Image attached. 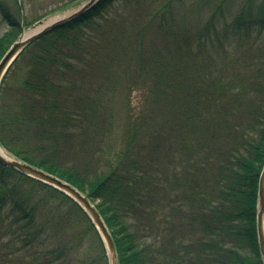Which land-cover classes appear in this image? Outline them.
Masks as SVG:
<instances>
[{
    "label": "trees",
    "instance_id": "1",
    "mask_svg": "<svg viewBox=\"0 0 264 264\" xmlns=\"http://www.w3.org/2000/svg\"><path fill=\"white\" fill-rule=\"evenodd\" d=\"M114 1L99 0L14 61L10 70L20 63L26 72L16 87H3L8 74L0 84V146L96 202L118 264H173L172 257L161 258L165 249H156L162 233L165 243L185 249L189 264H262L255 217L264 165V0H243L236 14L206 2L207 16L195 1L135 0L118 19L84 38L73 36ZM16 11L0 0L8 26L0 59L21 33L18 5ZM121 90L128 108L134 93L140 106L131 109L117 147L105 135ZM95 139L94 170L85 176L68 167L66 155ZM54 194L75 212L50 211ZM137 211H145L146 223L162 212L164 228L129 225V213ZM71 220L94 230L107 264L98 234L70 199L0 164L7 264L16 260L17 242L39 256L46 224L67 229ZM24 258L17 261L37 264Z\"/></svg>",
    "mask_w": 264,
    "mask_h": 264
},
{
    "label": "rangeland",
    "instance_id": "2",
    "mask_svg": "<svg viewBox=\"0 0 264 264\" xmlns=\"http://www.w3.org/2000/svg\"><path fill=\"white\" fill-rule=\"evenodd\" d=\"M3 1L8 6L9 10L13 13V15L16 16L17 15L16 8L18 5V0L16 1V4L14 0H3ZM19 1L22 4L21 14L24 21L26 23L35 24L37 21L42 20L44 18L54 20L62 16L69 15L75 12L88 0H19ZM134 1L135 0H115L106 8L105 11L100 13L99 16L93 17L89 22L85 23L82 26H79L78 29L72 33L73 36L76 39L77 38L81 39L84 38V36L86 35L92 34L94 31L97 30L98 27H100V25H104L106 22L113 20L115 18L118 19L120 16H122V14H124V12L129 8V6ZM191 1H195L196 4L199 6L201 4V7L203 9L202 13L204 14V16H207L209 11L211 10L210 7L204 4L206 2L210 3L212 6L223 3L224 7L228 11L234 14L240 11L243 3V0H225V1L224 0H185L187 4L190 3ZM7 30H8L7 24L3 22L0 17V37ZM27 30H29L28 27L25 29V31ZM25 72H26L25 68L20 63H17L12 70L9 69V71L7 72L8 76L5 82H3L4 83L3 87L6 86L16 87L19 84L20 80L25 75ZM87 88L91 90L93 89L91 88L90 85H87ZM86 95L92 98L95 97L94 94L89 93L88 91H86ZM138 95L137 93L133 94L129 108L125 100L124 91L121 90L120 94L115 97L114 103L112 105L114 108V109L112 108V110L115 111V116L112 118L113 120L110 128L111 130L108 131L105 135L107 139L105 143L108 144L110 142H113V145H117V147L121 143V142L118 143L117 137H123L125 127L126 130L127 128L130 127L129 125L131 118L129 117V114H131L133 109H138L140 106ZM4 98H5V102L8 103L12 100V95L9 93ZM103 145L104 144H102V146ZM97 146H98V139H95L94 141H91L90 144L88 143L87 145H85L82 151H79V149L77 148L74 149L73 154L69 158L66 155L65 163L67 164L68 167L75 169L80 174L86 176L89 172L91 173L92 170H94L95 168V159L92 156L91 152L93 151L92 148H96ZM42 195L43 193L38 194L39 197H41ZM52 197L53 200L50 201V206L52 210L50 211H53L56 215H60L65 211H69L70 214H73L75 212V210L71 209L70 207L71 204L66 200L60 198L55 194ZM94 204H96V202H94ZM137 212L139 213H137L136 215L132 212L129 213V217L127 218V223L129 225L130 223H133L135 226H138L139 223L142 222L143 226H145V224L148 223V226L151 227L153 223V224H158L157 227L158 229L164 228L165 224L163 220L164 216L161 215L163 214L162 212L160 211L156 212L157 213L155 214L156 218H154L153 220L151 219L148 220L147 223L142 218V216H140L141 215L140 212H145V211H137ZM132 214L135 215L134 218H132L131 216ZM70 223H72L70 224L71 228H67V229L60 228L61 226L56 223L50 225L46 224L47 227L41 237L44 239V241L42 243L39 242V245L41 246L36 250L39 256H37L34 253L33 251L34 249H29L28 247H24V248L20 247L21 243L17 242L16 246L20 250H18L16 260L14 261L15 259L14 258L10 264H21V262L17 261L18 258L25 257L24 259H26V257L30 258V256L32 257V259L37 258V264H45V262L43 261L44 258L54 259L55 257H57V261H54L55 263L52 262L51 264H84L91 258L94 259L93 264H106L105 259L102 260L103 250L100 246L99 241L97 240V237L95 236V233L93 232L94 230L92 231V229H89L88 231H86V226L78 224L76 221L71 220ZM83 230L85 231V233L83 232ZM18 235L21 236V234ZM154 235L155 232H153L152 236ZM165 235L166 234L162 233V235L158 237L156 235L155 236L156 238L153 237L155 238V242H157L158 247H156V249L159 248L165 249L164 250L165 252L161 254V258L165 259V255H166L169 256V258L172 257L173 264H189L188 256L185 254V249L178 248V246H176L173 242L165 243L166 242ZM9 241H10L9 236L0 234V264H7L12 259V257H10L9 260L5 258V252L7 251L6 245L10 244ZM151 241L152 238L147 239V242H151ZM63 252L65 256L63 255Z\"/></svg>",
    "mask_w": 264,
    "mask_h": 264
},
{
    "label": "water",
    "instance_id": "3",
    "mask_svg": "<svg viewBox=\"0 0 264 264\" xmlns=\"http://www.w3.org/2000/svg\"><path fill=\"white\" fill-rule=\"evenodd\" d=\"M98 1L99 0H88L75 12L54 20L44 18L33 24L27 31L24 29L23 22H21L20 35L12 43L0 60V83L9 67L27 46L51 30L56 29L70 20L82 15ZM19 7L21 8L20 2ZM1 150L4 151L0 147V164L3 167L13 170L33 181L51 187L69 198L86 215L94 227L104 247L107 264H118L117 254L112 237L100 214L94 205H92V203L88 200V198H86L76 188L62 181L61 179L23 162L9 155L5 151L2 152ZM255 229L261 263L264 264V165L258 179Z\"/></svg>",
    "mask_w": 264,
    "mask_h": 264
},
{
    "label": "bare ground",
    "instance_id": "4",
    "mask_svg": "<svg viewBox=\"0 0 264 264\" xmlns=\"http://www.w3.org/2000/svg\"><path fill=\"white\" fill-rule=\"evenodd\" d=\"M2 151V150H1ZM2 152H4V151H2Z\"/></svg>",
    "mask_w": 264,
    "mask_h": 264
}]
</instances>
